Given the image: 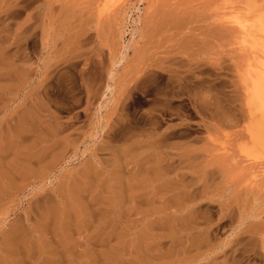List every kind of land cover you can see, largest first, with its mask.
Returning <instances> with one entry per match:
<instances>
[{
  "label": "rangeland",
  "instance_id": "1",
  "mask_svg": "<svg viewBox=\"0 0 264 264\" xmlns=\"http://www.w3.org/2000/svg\"><path fill=\"white\" fill-rule=\"evenodd\" d=\"M263 15L0 0V264H264Z\"/></svg>",
  "mask_w": 264,
  "mask_h": 264
},
{
  "label": "bare ground",
  "instance_id": "2",
  "mask_svg": "<svg viewBox=\"0 0 264 264\" xmlns=\"http://www.w3.org/2000/svg\"><path fill=\"white\" fill-rule=\"evenodd\" d=\"M244 1V0H243ZM236 7V6H235ZM238 7V6H237ZM224 9V8H223ZM235 10V9H234ZM255 10V9H254ZM223 11V10H222ZM241 11H243V10H241ZM257 11V10H256ZM233 13H236V12H234L233 11ZM244 13V12H243ZM253 13V12H252ZM231 14V13H230ZM255 14H257V13H255ZM220 15V14H219ZM232 16L234 15V14H231ZM231 16V17H232ZM238 16V15H237ZM240 16V15H239ZM242 16V15H241ZM240 16V17H241ZM244 16V15H243ZM246 16V15H245ZM244 16V17H245ZM248 16H250V15H248ZM248 16H246V17H248ZM257 16V15H256ZM264 16V15H263ZM236 17V16H235ZM251 17H252V14H251ZM251 17H249V19H251ZM263 18V17H262ZM260 19V18H259ZM264 19V18H263ZM228 20V19H227ZM237 20H238V18H237ZM228 21H230V20H228ZM239 21V20H238ZM258 21V20H257ZM237 23V22H236ZM235 23V24H236ZM261 22H259L258 24H260ZM234 25V24H233ZM239 25V24H238ZM257 25V24H256ZM261 26H264V25H262V24H260ZM239 26H241V28L244 30V31H247V30H249V28L247 27V24H241V25H239ZM252 26V25H251ZM235 27H237V26H235ZM253 27V26H252ZM240 28V29H241ZM258 28H260V27H258ZM264 28V27H263ZM237 29V28H236ZM241 29V30H242ZM238 30V29H237ZM251 30H254V29H251ZM240 31V30H239ZM243 31V32H244ZM255 31H256V29H255ZM242 31H241V33L242 34H244ZM239 33V32H238ZM240 33V34H241ZM259 33V32H258ZM247 34V33H246ZM261 34V33H260ZM253 35H254V33H253ZM256 35H259V34H257V31H256ZM244 36V35H243ZM255 36V35H254ZM261 36V35H260ZM264 36V35H263ZM260 38V37H259ZM247 39H249L250 40V38H247ZM254 39H257V38H255L254 37ZM263 39V38H262ZM243 40V39H242ZM246 40V39H245ZM252 41V40H251ZM258 41V40H257ZM241 43V42H240ZM243 43V42H242ZM245 43V42H244ZM253 43V42H252ZM259 43H261L260 41H259ZM250 45V44H249ZM261 45V44H260ZM242 46H243V44H242ZM247 48H248V45H245ZM244 46V47H245ZM263 46V45H262ZM243 47V49H245ZM250 48H251V52L254 54V59H255V61H256V58L258 59V57L259 56H257L256 57V53H257V50L259 49L258 48V46H257V44L256 43H254V44H251L250 46H249ZM246 48V49H247ZM250 48H248V49H250ZM262 49H263V47H262ZM246 51V50H245ZM249 51V50H248ZM263 51V50H262ZM250 52V51H249ZM260 53V52H259ZM263 53V52H262ZM251 53H249V55H250ZM252 55V54H251ZM263 55V54H262ZM264 56V55H263ZM252 59V58H251ZM261 59V58H260ZM252 61H254V60H252ZM252 64V65H251ZM250 65L252 66L251 68H253V66L254 67H256V65H253L254 64V62H252ZM255 64H257V68L255 69V68H253L251 71V84H250V86H251V91L256 95V97H258V98H260L261 100L262 99H264V57L262 58V60H259L258 62L256 61V63ZM249 66V65H248ZM248 71V70H247ZM247 77H249L248 75H247ZM250 80V79H249ZM248 83V82H247ZM248 86H249V84H248ZM262 102V101H261ZM253 105V104H252ZM251 105V106H252ZM256 106V105H255ZM253 107V106H252ZM255 108V107H254ZM262 110V109H261ZM251 113H253L252 111H250ZM255 115V114H254ZM259 115V114H258ZM251 118V117H250ZM254 118V117H253ZM252 118V119H253ZM258 118V117H257ZM254 124V123H253ZM253 128V127H252ZM52 132V131H51ZM259 134V133H258ZM262 134V133H261ZM260 135V134H259ZM259 135H257V140H258V142H260V143H264V141H263V138L261 137V136H259ZM254 139V138H253ZM257 140H256V142H257ZM259 143V144H260ZM159 167V166H158ZM78 192V191H77ZM73 194V193H72ZM124 196V195H123ZM124 200V199H123ZM121 216V215H120ZM192 221V220H191ZM188 223V222H187ZM190 223V222H189ZM192 223V222H191ZM105 227H107V226H105ZM181 227V226H180ZM187 229V228H186ZM180 230V229H179ZM182 230V229H181ZM188 231V230H187ZM168 236V235H167ZM155 237V236H154ZM201 237V236H200ZM202 239V238H201ZM144 241V240H143ZM57 253V252H56ZM141 255H143V254H141ZM120 257V256H119Z\"/></svg>",
  "mask_w": 264,
  "mask_h": 264
}]
</instances>
